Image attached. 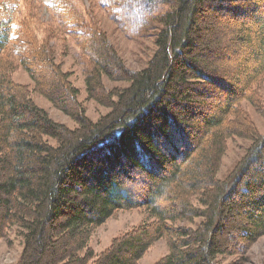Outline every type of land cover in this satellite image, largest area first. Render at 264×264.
Instances as JSON below:
<instances>
[{
	"label": "trees",
	"instance_id": "trees-1",
	"mask_svg": "<svg viewBox=\"0 0 264 264\" xmlns=\"http://www.w3.org/2000/svg\"><path fill=\"white\" fill-rule=\"evenodd\" d=\"M69 2L47 0V6L85 55L89 96L109 101L110 110L96 121L85 116L78 90L46 43L27 20L13 25L8 4L0 1V236L19 229L17 264H137L152 241L164 237L169 251L157 264H221L220 255L242 251L264 233V133L240 104L261 103L264 17H256L263 32L257 66L240 87L232 86L217 112L202 114L191 146L177 150L172 136L190 133L203 88L221 85L212 60L204 61L198 50L203 11L213 4L258 13L264 0H96L128 37L152 30L153 53L138 71L128 69L104 33ZM240 30L235 39L248 41ZM17 65L76 127L54 121L26 85L12 80ZM105 76L128 84L105 91ZM236 136L249 144L229 174L218 178L226 142ZM131 168L150 181L146 194L135 195L123 181ZM134 207L158 220L95 254L87 246L92 230L116 210ZM195 218L201 220L194 228L175 224Z\"/></svg>",
	"mask_w": 264,
	"mask_h": 264
},
{
	"label": "rangeland",
	"instance_id": "rangeland-1",
	"mask_svg": "<svg viewBox=\"0 0 264 264\" xmlns=\"http://www.w3.org/2000/svg\"><path fill=\"white\" fill-rule=\"evenodd\" d=\"M3 1L8 4L7 14L13 17V25H16L22 19L27 20L38 40L46 43L45 45L53 55L54 61L60 65L64 73L68 74L72 85L78 90L77 99L84 109L85 116L92 121H96L106 114L110 110L109 101L101 97L89 96L85 83V55L78 46L75 37L59 26L57 19L47 6V0H16L13 4L10 0ZM69 3L81 15L85 23L96 24L128 69L138 71L145 66L154 48L152 30L144 32L141 36L139 34L131 38L124 34L118 23L96 0H71ZM211 6L203 11L199 22V26L202 28V38L199 41L198 50L202 53L201 57L204 61L212 60V63H209L210 68L215 73H213L214 78L221 82V85L219 86V83L215 85L207 84L203 88L202 96L198 99H202L204 103L198 105L200 107L197 108L199 109L198 113L195 114L191 122H188L192 127V129L188 128L190 133L179 131V134L174 133L172 136V141H174L177 150L182 148L183 151L184 147L193 144V138L190 137L194 136L195 129L202 126V114L217 112L218 108L226 101L232 86L234 88L240 87L251 73L252 68L258 64L255 56L263 32L256 17L261 15L263 20L264 4L260 5L258 13L250 11L242 13L232 9L219 8L213 6V4ZM1 15L6 18L5 12ZM240 27L243 30L239 32L249 39L246 42H238L235 39V33ZM201 63L202 65L205 64L203 61ZM11 77L16 83L28 87L34 102L44 108L54 121L70 128L77 126V122L72 116L53 104L44 94L34 90V80L21 65L15 66ZM103 83L106 87L105 91L128 84L124 80L110 79L106 76L103 77ZM257 95L258 100L261 102H259V105H253L247 99H243L240 104L257 130L264 133V83L259 87ZM248 144V139L237 136L227 140L226 150L217 172L218 178H225L229 174L243 155ZM179 154L177 153V155ZM124 176H122L123 181L126 182L135 195H144L150 189V181L137 169L131 168L128 176ZM193 202L196 206L202 207L196 200H193ZM231 219L237 224L242 223L240 216L233 215ZM157 220L158 218L145 207L116 210L103 223L92 230L87 246L95 254H100L112 244L115 238L137 227L153 224ZM200 220L201 218H195L192 223L178 221L175 224L194 228ZM22 247L23 243L19 229L13 226L6 230L5 234L0 236V264H17ZM168 251L167 237L154 239L138 259L137 264H157ZM219 257L221 264H264V233L253 242L246 244L242 251L220 255Z\"/></svg>",
	"mask_w": 264,
	"mask_h": 264
}]
</instances>
